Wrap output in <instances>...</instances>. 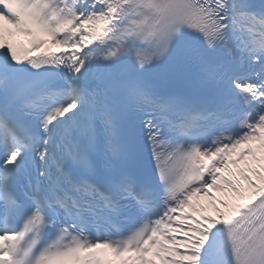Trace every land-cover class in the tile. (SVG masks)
Instances as JSON below:
<instances>
[{"label":"snow or ice","instance_id":"6c2138e0","mask_svg":"<svg viewBox=\"0 0 264 264\" xmlns=\"http://www.w3.org/2000/svg\"><path fill=\"white\" fill-rule=\"evenodd\" d=\"M0 264H264V0H0Z\"/></svg>","mask_w":264,"mask_h":264}]
</instances>
